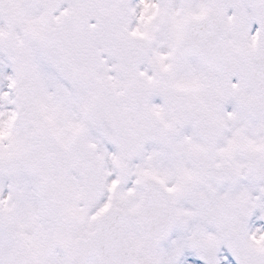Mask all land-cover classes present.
Here are the masks:
<instances>
[{"label":"snow or ice","instance_id":"1","mask_svg":"<svg viewBox=\"0 0 264 264\" xmlns=\"http://www.w3.org/2000/svg\"><path fill=\"white\" fill-rule=\"evenodd\" d=\"M0 264H264V0H0Z\"/></svg>","mask_w":264,"mask_h":264}]
</instances>
